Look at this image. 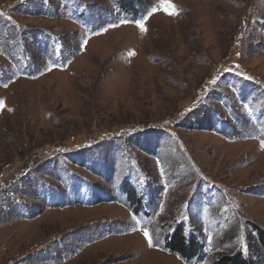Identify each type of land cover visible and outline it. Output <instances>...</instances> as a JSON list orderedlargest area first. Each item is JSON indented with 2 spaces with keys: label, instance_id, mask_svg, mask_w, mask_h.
<instances>
[{
  "label": "rangeland",
  "instance_id": "rangeland-1",
  "mask_svg": "<svg viewBox=\"0 0 264 264\" xmlns=\"http://www.w3.org/2000/svg\"><path fill=\"white\" fill-rule=\"evenodd\" d=\"M0 14L16 39L41 29L16 53L35 69L0 82V264H264V0Z\"/></svg>",
  "mask_w": 264,
  "mask_h": 264
},
{
  "label": "trees",
  "instance_id": "trees-1",
  "mask_svg": "<svg viewBox=\"0 0 264 264\" xmlns=\"http://www.w3.org/2000/svg\"><path fill=\"white\" fill-rule=\"evenodd\" d=\"M30 5V4H29ZM28 5V6H29ZM4 15L0 14V39L2 41L3 44V48L6 47L7 48V53H6V57L4 58L5 61H8L12 64V68H6L5 70H0V82L5 81V79H7V77L10 76V70L14 69L13 72H15L14 74L17 73H24L27 74L29 71L35 69V64L36 62H33L32 64H29L27 67L23 68L21 66H19L18 68L16 67L18 65L17 63V56L16 53L18 52L19 49H21L22 45H25L28 47V43L32 40H29L28 37H31L32 39V32L35 33V35H38L39 32L41 31V29L36 28L34 29V31H29L27 33L26 39L24 38V36H22V33L20 32H16L14 35L18 38L16 39L13 36V33H10L9 31L12 30V28L9 29L5 26V24H3V22L5 20H3ZM5 17V16H4ZM14 23V22H13ZM22 27V26H21ZM25 28V27H24ZM26 35V34H25ZM8 44V47H7ZM180 230H176V233L174 234V237L171 241V243L169 244V250L177 255H192L194 253V247H192L193 245H186L184 243L183 238L181 237L182 235L179 232ZM259 242L262 246V248L264 249V234L261 232L259 233ZM202 245V244H201ZM200 245V247L202 248V246ZM195 255V254H194ZM192 255V256H194ZM205 257V254L202 255L203 258ZM220 259V260H219ZM218 262L216 264H250L248 262H242L240 259V256L236 257V256H232V252L227 253L224 256H221V258H219ZM252 264H256V263H252Z\"/></svg>",
  "mask_w": 264,
  "mask_h": 264
},
{
  "label": "snow or ice",
  "instance_id": "snow-or-ice-1",
  "mask_svg": "<svg viewBox=\"0 0 264 264\" xmlns=\"http://www.w3.org/2000/svg\"><path fill=\"white\" fill-rule=\"evenodd\" d=\"M170 8H174V6L171 5V4H167V5L165 6L164 10H165L166 12H168V10H169ZM169 14H170V15H176L177 12L172 11V12H169ZM124 23H128V21H124ZM114 26H115V25H114ZM139 27L141 28L142 31H146V29L144 28V24H143V22H141V23L139 24ZM84 44H87V41H84ZM131 54H134V53H130V55H131ZM4 87H7V85L5 84ZM3 107H4L3 103L0 102V109H2ZM9 111H11V109H9ZM261 147H264V142H262ZM143 234H144L145 238L147 239L149 246H151V245H152V236H151L150 233L147 231V229H144V230H143Z\"/></svg>",
  "mask_w": 264,
  "mask_h": 264
}]
</instances>
